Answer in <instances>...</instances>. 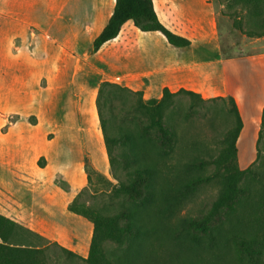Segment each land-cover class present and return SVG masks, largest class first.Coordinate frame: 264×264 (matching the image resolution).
Returning <instances> with one entry per match:
<instances>
[{"label": "crops", "instance_id": "1", "mask_svg": "<svg viewBox=\"0 0 264 264\" xmlns=\"http://www.w3.org/2000/svg\"><path fill=\"white\" fill-rule=\"evenodd\" d=\"M215 2L152 0L159 22L188 40L187 47L171 46L129 20L94 52L115 0H0V215L65 247L90 230L83 219L77 220L81 231L69 228L76 216L68 205L86 182L81 163L53 162L59 139L70 132L87 137L91 125L100 131L95 99L102 82L145 99H160L163 89L231 97L242 121L237 164L249 167L264 108V34L248 37L234 22L232 29L230 19H241V10L225 3L221 35ZM104 154L103 163L92 161L100 173L109 166Z\"/></svg>", "mask_w": 264, "mask_h": 264}, {"label": "trees", "instance_id": "2", "mask_svg": "<svg viewBox=\"0 0 264 264\" xmlns=\"http://www.w3.org/2000/svg\"><path fill=\"white\" fill-rule=\"evenodd\" d=\"M225 7L246 12L247 20L252 24L250 30L243 31L239 20L234 21L233 25L243 34L248 37L264 34V0H227ZM129 20L141 32H159L171 46L181 48L189 45L188 40L173 34L159 22L152 0H115L111 17L92 43L93 51H98L103 44L116 38L122 25ZM180 94L190 99L185 120L194 114L199 103L218 100L229 103L233 128L224 139L217 157L185 164L170 182L161 175L157 166L174 153L178 141L174 124L166 125L164 117L174 98ZM128 96L136 97L134 110L137 116L133 120V128L124 125L115 131L117 104L124 108ZM95 107L108 165L110 168L115 166L114 150L120 145L125 150L122 165L128 170L129 180L127 183L121 182L115 189V193L124 196L127 203L113 215L103 214L79 203L81 192L68 205V212L92 225L88 253L84 259L87 264H134V255H123L116 262L110 260L103 243H126L128 249L135 253L139 244H145L148 240L151 245L155 234L154 216L165 214L171 217L175 213L173 210L182 207L199 187L210 183L219 186L218 196L205 215L180 221L183 238L192 243L196 250L210 251L215 255L220 247L228 246L236 264H264V108L255 145V160L248 168L241 170L237 164L236 141L242 121L231 97L204 100L190 91L172 93L163 89L160 99L144 101L141 92L102 82L97 90ZM142 121L146 124L143 125ZM209 166L212 167L211 172L208 171ZM179 173L183 174L182 178ZM89 180L86 173L88 183ZM19 232L43 239L0 215V264H48L46 248L35 247L28 239L16 242ZM63 252L76 256L66 249Z\"/></svg>", "mask_w": 264, "mask_h": 264}, {"label": "rangeland", "instance_id": "3", "mask_svg": "<svg viewBox=\"0 0 264 264\" xmlns=\"http://www.w3.org/2000/svg\"><path fill=\"white\" fill-rule=\"evenodd\" d=\"M226 1L227 0L215 2L218 18L220 20L221 35L225 34V27L223 19H220L222 12L220 4L223 5ZM231 18L230 24L233 29L232 23L238 19H236L237 17ZM240 18L239 22H241V25L243 23V29L250 30L252 24L247 20V15L242 10ZM240 35L242 34L236 30L235 36L237 37ZM227 53L229 55H236L235 52ZM142 98L144 101L149 100L145 99L143 95ZM135 102V96H128L124 108L121 109L117 104V112H115L116 117L114 121L115 131H117L119 127L123 128L124 125L133 128V120L137 116L134 110ZM189 104L190 99L180 94L174 98L173 105L165 112L164 122L166 125L174 124L173 129L177 132L178 141L174 153L168 159L160 162L157 168L161 172V175L170 182L176 178L178 172L182 171L185 164L194 160L208 161L217 157L223 146L224 139L233 128V116L229 110L230 106L228 102L215 100L199 103L194 114L189 119L185 120L184 115ZM142 124L145 125L146 122L142 121ZM52 138V136H49L47 139L50 140ZM55 150H57L58 155L53 162L54 165L75 168L80 162L81 172L84 173V177L86 178V173L89 174V183L86 181L84 187L80 191L81 195L78 198L79 203H83L92 209L99 210L106 215H113L122 209L123 205L126 206V198L115 193V189L118 188L121 182L127 183L129 180L128 170L124 169L122 165V154L125 150L120 145L115 148L114 157L116 158V164L113 168L108 166L105 173H100L96 170L92 163V161H95L94 157H97L96 159L103 163L105 154L101 133L95 125L89 127V134L87 137L78 136L75 133L71 134L70 132L62 139H59ZM211 170L212 167L209 166L208 171L211 172ZM179 174L182 178L183 174ZM65 182L68 181L62 178L60 183L64 189L65 186L63 184H67ZM218 193L219 186L217 184L210 183L202 185L182 207L176 211L173 210L175 213L172 214L171 217L165 214H156L154 216L153 225L155 234L151 240V245L148 240H145V244L138 245V251L135 253L128 249L126 243L118 245L106 241L103 243L106 256L113 262H116L118 261L117 258L122 259L121 257H123V255L125 256L128 254L129 257L134 255V264H236L228 246L224 248L220 247V251L215 255V253H211L210 251L202 249L196 250L197 248H194L192 243L186 238H183L180 221L205 215L210 210ZM165 205L166 204H164L162 208H164ZM76 217H73V222L69 221V228L73 226L72 228L81 231L80 226H78L79 221L77 220H82L83 218ZM84 222L89 223L86 220ZM90 226V230L88 232L87 230L85 231L78 245L75 244L76 236L72 237L73 242L70 244V247H65L56 241L45 238H33L21 232L18 233V237H16L15 240L16 242H25V239H28L33 246L46 248L48 264H87L84 259L87 257L92 233V225L90 224ZM63 249L73 252L78 258L76 256H69L63 252Z\"/></svg>", "mask_w": 264, "mask_h": 264}]
</instances>
